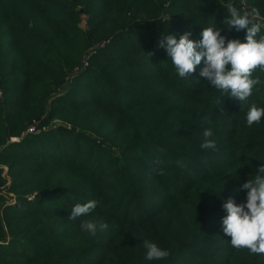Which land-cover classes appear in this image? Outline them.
I'll use <instances>...</instances> for the list:
<instances>
[{
    "label": "trees",
    "instance_id": "trees-1",
    "mask_svg": "<svg viewBox=\"0 0 264 264\" xmlns=\"http://www.w3.org/2000/svg\"><path fill=\"white\" fill-rule=\"evenodd\" d=\"M229 3L264 23V0H0V264H264L220 224L221 199L242 200L264 163V117L244 120L264 107V72L240 103L202 64L178 77L158 47L213 25L243 41L222 23ZM208 127L214 150L200 147ZM89 219L109 229L81 231ZM145 239L169 256L145 260Z\"/></svg>",
    "mask_w": 264,
    "mask_h": 264
},
{
    "label": "clouds",
    "instance_id": "clouds-1",
    "mask_svg": "<svg viewBox=\"0 0 264 264\" xmlns=\"http://www.w3.org/2000/svg\"><path fill=\"white\" fill-rule=\"evenodd\" d=\"M227 17L223 20L225 30H244L241 39H229L222 35V29L217 25L201 28L199 39H191V31L177 36L175 32L160 35L158 47L163 49L166 57L171 60L178 77L188 79L193 76L196 66L202 64L199 78L206 81L222 95L240 103L252 94L254 86L261 83L259 77H253V70L259 68L264 72V35L261 33L264 23L260 19L259 10L251 13L241 11L233 4L227 5ZM264 117V107L249 105L244 120L248 127L259 124ZM210 123V121H209ZM201 149L216 148L211 127L202 133ZM240 169V168H238ZM249 176V175H248ZM246 178L240 184L236 194L243 192L239 202L234 196L221 199L224 215L221 218V230L230 237V244L236 249H247L250 253L264 254V163H260L251 178ZM97 206L95 200L83 204H75L68 219L87 216ZM81 231L95 236L98 231L109 229V224L97 220H84ZM145 250V260H163L169 256L168 250L151 240H142Z\"/></svg>",
    "mask_w": 264,
    "mask_h": 264
},
{
    "label": "rangeland",
    "instance_id": "rangeland-1",
    "mask_svg": "<svg viewBox=\"0 0 264 264\" xmlns=\"http://www.w3.org/2000/svg\"><path fill=\"white\" fill-rule=\"evenodd\" d=\"M240 2L241 3H244L245 2V0H240ZM255 19V18H254ZM88 67V64L87 63H85L84 64V67H83V69H85V68H87ZM79 73V72H78ZM61 124H60V121H58V120H55L52 124H51V126H50V128H47V129H42V130H36V127H32L31 129H30V132L29 133H31V134H35V135H40L41 133H43V132H48V131H52V130H55V129H58L59 128V126H60ZM26 134H28V133H26ZM94 137V136H93ZM13 141H20L19 139H15V140H13ZM5 170V173L7 172V169L5 168L4 169ZM8 180L9 181H11L10 180V178H8ZM4 194H6V193H4ZM14 198H12V200H11V203L12 204H14L15 203V200H13ZM5 242H0V245H3Z\"/></svg>",
    "mask_w": 264,
    "mask_h": 264
}]
</instances>
